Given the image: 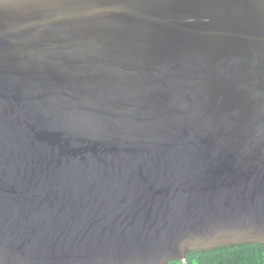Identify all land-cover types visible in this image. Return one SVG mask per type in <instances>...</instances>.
Wrapping results in <instances>:
<instances>
[{
	"label": "water",
	"instance_id": "water-1",
	"mask_svg": "<svg viewBox=\"0 0 264 264\" xmlns=\"http://www.w3.org/2000/svg\"><path fill=\"white\" fill-rule=\"evenodd\" d=\"M250 244L264 0H0V264Z\"/></svg>",
	"mask_w": 264,
	"mask_h": 264
},
{
	"label": "trees",
	"instance_id": "trees-1",
	"mask_svg": "<svg viewBox=\"0 0 264 264\" xmlns=\"http://www.w3.org/2000/svg\"><path fill=\"white\" fill-rule=\"evenodd\" d=\"M186 264H264V245H236L203 253L194 252L185 259ZM170 264H182L181 261Z\"/></svg>",
	"mask_w": 264,
	"mask_h": 264
}]
</instances>
